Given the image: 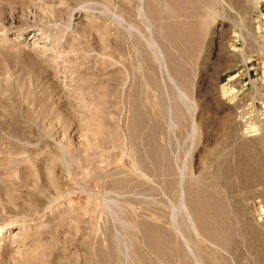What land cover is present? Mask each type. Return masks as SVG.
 <instances>
[{"label":"rangeland","instance_id":"374dc122","mask_svg":"<svg viewBox=\"0 0 264 264\" xmlns=\"http://www.w3.org/2000/svg\"><path fill=\"white\" fill-rule=\"evenodd\" d=\"M0 264H264V0H0Z\"/></svg>","mask_w":264,"mask_h":264},{"label":"bare ground","instance_id":"6f19581e","mask_svg":"<svg viewBox=\"0 0 264 264\" xmlns=\"http://www.w3.org/2000/svg\"><path fill=\"white\" fill-rule=\"evenodd\" d=\"M151 79H152L153 82L155 81L154 77H152ZM153 79H154V80H153ZM198 216H199V215H198ZM204 218H205V217H204ZM205 219H206V218H205ZM150 241H151V240H150Z\"/></svg>","mask_w":264,"mask_h":264}]
</instances>
